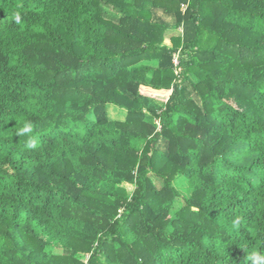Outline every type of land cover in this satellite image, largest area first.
Instances as JSON below:
<instances>
[{"label": "trees", "instance_id": "obj_1", "mask_svg": "<svg viewBox=\"0 0 264 264\" xmlns=\"http://www.w3.org/2000/svg\"><path fill=\"white\" fill-rule=\"evenodd\" d=\"M0 264H264V0H0Z\"/></svg>", "mask_w": 264, "mask_h": 264}, {"label": "rangeland", "instance_id": "obj_2", "mask_svg": "<svg viewBox=\"0 0 264 264\" xmlns=\"http://www.w3.org/2000/svg\"><path fill=\"white\" fill-rule=\"evenodd\" d=\"M108 111H109V115L112 119H124L126 116V109L120 108L116 105L110 104L108 106ZM127 187L129 188L130 192H132V190H133L132 185H127ZM178 188H179V191L181 192V194H188L189 193L185 190L186 187L181 188L180 186H178ZM183 203H184V200L181 198L178 200L177 205L180 207L183 205Z\"/></svg>", "mask_w": 264, "mask_h": 264}, {"label": "clouds", "instance_id": "obj_3", "mask_svg": "<svg viewBox=\"0 0 264 264\" xmlns=\"http://www.w3.org/2000/svg\"><path fill=\"white\" fill-rule=\"evenodd\" d=\"M16 19H17V22H19V20H20L19 15H17ZM31 131H32L31 124L26 122L24 127L21 128L20 131L17 134L18 135H23V134H26V133H30ZM35 146H36L35 140H30L29 144H28V147L34 148Z\"/></svg>", "mask_w": 264, "mask_h": 264}, {"label": "built area", "instance_id": "obj_4", "mask_svg": "<svg viewBox=\"0 0 264 264\" xmlns=\"http://www.w3.org/2000/svg\"><path fill=\"white\" fill-rule=\"evenodd\" d=\"M184 6V8H186V5H183ZM175 62L178 64V59L177 58H175Z\"/></svg>", "mask_w": 264, "mask_h": 264}]
</instances>
